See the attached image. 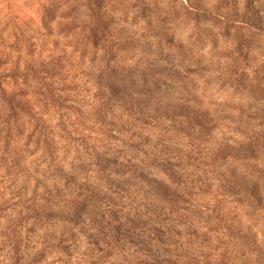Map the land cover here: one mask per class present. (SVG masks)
Listing matches in <instances>:
<instances>
[{
	"label": "trees",
	"instance_id": "obj_1",
	"mask_svg": "<svg viewBox=\"0 0 264 264\" xmlns=\"http://www.w3.org/2000/svg\"><path fill=\"white\" fill-rule=\"evenodd\" d=\"M61 17L62 36L77 27L78 40L89 38L86 20ZM56 59L0 19V179L72 191L73 175L96 159L97 192L84 190L106 189L116 207L101 215L97 251L76 264H264V111L224 116L229 124L216 131L207 117H173L175 105L147 96L146 82L82 84ZM97 111L111 119L118 111L139 130L131 134L137 145L117 151V124L99 126ZM106 150L117 151L115 161ZM133 178L134 188L123 187ZM17 202L9 216L27 208Z\"/></svg>",
	"mask_w": 264,
	"mask_h": 264
},
{
	"label": "rangeland",
	"instance_id": "obj_2",
	"mask_svg": "<svg viewBox=\"0 0 264 264\" xmlns=\"http://www.w3.org/2000/svg\"><path fill=\"white\" fill-rule=\"evenodd\" d=\"M61 16L86 20L89 38L78 40L77 27L62 36L56 26ZM6 17L33 34L59 64L75 69L78 82H146V95L174 104L178 120L176 114L207 117L220 131L229 124L224 116L264 111V0H0V19ZM95 113L99 126L117 124L111 134L124 143L117 151L137 145L131 134L139 130L125 117L119 120L118 111L112 112L114 119ZM116 150H106L109 160H116L111 157ZM97 163H83L73 175L72 191L58 183L53 189L46 181L16 186L0 179V234L12 249L8 264L34 258L70 264L82 247L97 251L101 215L116 208L106 189L84 190L97 192L90 177L100 170ZM118 176H112L114 184L121 181ZM126 182L123 187L134 188L130 182L137 181ZM17 201L27 208L9 216L10 202ZM21 249L28 254L22 257Z\"/></svg>",
	"mask_w": 264,
	"mask_h": 264
},
{
	"label": "clouds",
	"instance_id": "obj_3",
	"mask_svg": "<svg viewBox=\"0 0 264 264\" xmlns=\"http://www.w3.org/2000/svg\"><path fill=\"white\" fill-rule=\"evenodd\" d=\"M54 26H55V23L53 22V27ZM2 231H3V229H2V227H0V232H2ZM5 243H6L5 237L2 234H0V248L4 249L3 253H0V262H3V264H8L7 257L11 254L12 249L10 246L5 247ZM88 250H89L88 248L82 247L80 251H81V253H84ZM20 251H21L22 257L26 256L28 254L27 251L24 249H21ZM77 259H79V256L73 257L72 264H76ZM44 264H49V262L45 261Z\"/></svg>",
	"mask_w": 264,
	"mask_h": 264
}]
</instances>
